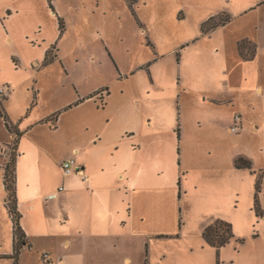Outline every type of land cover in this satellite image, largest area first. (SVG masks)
<instances>
[{"label": "crops", "instance_id": "0c3cea01", "mask_svg": "<svg viewBox=\"0 0 264 264\" xmlns=\"http://www.w3.org/2000/svg\"><path fill=\"white\" fill-rule=\"evenodd\" d=\"M258 2V7L264 5V0ZM6 11V6H0L1 48L8 47L0 49V88L9 89L2 104L21 133L17 197L20 225L29 242L19 264H207L203 255L194 252L195 247L176 262L169 252L159 250V240L177 232L178 180L185 172L182 186L188 193L185 184L199 165L183 162V150L189 148L184 107L178 108L175 99H170L154 68L147 69L149 77L145 75L142 84L135 78L130 81L135 72L132 77L115 72L111 87L105 81L94 86L92 80L104 77L101 65L82 66L80 60L66 57L63 47L70 32L66 22L63 33L58 29L51 41L34 34L36 42L24 45L40 51L24 55L10 34ZM254 28V35H238L232 42L237 65L230 70L229 80L235 93L231 99L215 101L237 108L235 115L242 116L237 134L241 135L249 126L256 133L264 128V102L260 100L264 97L260 45L264 28ZM245 38L257 44L256 56L250 61L238 49V41ZM10 45H14L12 50ZM51 50L53 59L45 63ZM88 61L94 65L97 58L92 55ZM57 112L53 127L51 116ZM235 115L229 120L230 132ZM13 139L0 114V147ZM71 156L84 168L86 178L64 174L62 163ZM237 156L241 154L234 156L232 170ZM244 158L251 162L249 156ZM5 161L0 153V255H11L14 221L7 207ZM232 240L221 247L219 264L234 261L223 252ZM201 243L203 249L213 247L203 237ZM247 261L264 264L254 252ZM14 263L13 258H0V264Z\"/></svg>", "mask_w": 264, "mask_h": 264}, {"label": "rangeland", "instance_id": "374dc122", "mask_svg": "<svg viewBox=\"0 0 264 264\" xmlns=\"http://www.w3.org/2000/svg\"><path fill=\"white\" fill-rule=\"evenodd\" d=\"M258 3V0H138L131 6L129 0H0V6L8 9L5 15L10 20V34L24 55L40 51L24 45L31 40L36 42L34 34L51 41L60 29L58 17H63L70 27L63 47L66 57L80 60L82 66L101 65L104 77L92 80L94 86L105 81L111 87L115 72L119 76L126 73L128 77L135 72L130 81L135 78L142 84L146 82L147 69L153 67L156 77L170 92V99H175L178 108L184 107L179 117L182 113L187 118L189 148L183 150V162L199 165V171L190 173L185 184L188 193L182 186L185 172L179 178L177 232L159 240L160 252H169L175 262L184 260L183 255L195 247L194 252L203 255L207 264H219L221 248L200 247L205 228L217 220L232 224L233 242L223 249L225 258L234 257L230 264H249L245 262L251 252L264 260V128L260 133L254 132L252 126L242 135L230 132L229 120L237 108L230 103L215 102L231 99L235 93L229 80L230 70L237 65L232 42L238 35H254L255 26L264 28V5L258 7ZM218 15L207 24L206 33L202 25ZM226 17L234 19L221 28L223 25L219 23ZM215 25L218 27L212 28ZM263 36L260 33L262 50ZM0 49H8L6 45L1 48V39ZM92 55L97 58L94 65L88 61ZM140 65L142 70H138ZM260 100L264 102V97ZM10 149L5 148L11 153ZM237 154L241 156L235 159L232 170L230 165ZM245 155L249 156L251 167L237 165L238 159H245ZM256 197L259 210L255 206Z\"/></svg>", "mask_w": 264, "mask_h": 264}, {"label": "trees", "instance_id": "16d2710c", "mask_svg": "<svg viewBox=\"0 0 264 264\" xmlns=\"http://www.w3.org/2000/svg\"><path fill=\"white\" fill-rule=\"evenodd\" d=\"M138 0H129L131 6H133ZM218 16L211 17L208 21L204 22L202 25L203 30L207 33V29L205 27L207 24L214 20V18H218ZM59 18V25L60 31L63 33L65 29V21L62 17ZM231 20V17H226L224 20H221L219 25H225ZM218 25H215L212 28H216ZM238 49L240 55L245 60H253L257 53V44L247 38L241 39L238 41ZM53 56H51L50 51L47 52L45 63H49L52 61ZM0 114L5 120V124L9 131L14 135V139L11 143H7L6 146L12 149V152L9 154L8 159L5 161L4 165V184L5 189L7 191V207L13 217L14 221V253L11 255H0L2 257H10L14 259V264H19L20 262V255L25 246L29 245L27 236L23 231L20 225L21 213L18 209V197H17V159L19 156L18 152V141L21 136L20 131L18 128L13 124L9 116L7 115L3 104L0 102ZM59 112L54 113L51 116L53 121V127L56 126V121L58 119ZM243 163L244 166L251 167V162L245 160L243 158L238 159L237 165L240 166ZM257 189L259 191L260 185L257 184ZM256 209L259 210L260 202L258 197H256L255 201ZM203 237L205 238L206 242L215 247L216 249H220L221 247L227 245L231 239L234 237L232 224L223 220H217L211 225L207 226L203 232Z\"/></svg>", "mask_w": 264, "mask_h": 264}, {"label": "built area", "instance_id": "2783aa9c", "mask_svg": "<svg viewBox=\"0 0 264 264\" xmlns=\"http://www.w3.org/2000/svg\"><path fill=\"white\" fill-rule=\"evenodd\" d=\"M9 93V89L6 87L0 88V102L2 103L3 99L8 95ZM241 123H242V116L241 114H236L235 118H234V125L231 126V131L232 132H239L241 130ZM8 147L6 145L1 146L0 147V153L3 156L8 157L10 152L6 151L5 148ZM9 150V148H8ZM12 150V149H10ZM62 167L64 170V174L65 175H72L75 173H78L82 176V178H86L87 174L84 170V168H81V166L77 163V159L75 156H71L69 158H67L63 163H62ZM45 257H48V253L45 254Z\"/></svg>", "mask_w": 264, "mask_h": 264}]
</instances>
